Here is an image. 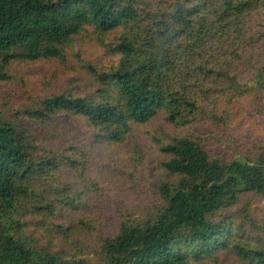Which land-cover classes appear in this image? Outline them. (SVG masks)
Segmentation results:
<instances>
[{"label":"trees","instance_id":"obj_1","mask_svg":"<svg viewBox=\"0 0 264 264\" xmlns=\"http://www.w3.org/2000/svg\"><path fill=\"white\" fill-rule=\"evenodd\" d=\"M0 85V264H264V142L214 151L237 104L264 117V0H0ZM158 119L147 185L136 129Z\"/></svg>","mask_w":264,"mask_h":264},{"label":"rangeland","instance_id":"obj_2","mask_svg":"<svg viewBox=\"0 0 264 264\" xmlns=\"http://www.w3.org/2000/svg\"><path fill=\"white\" fill-rule=\"evenodd\" d=\"M74 49L76 53L81 54V59L84 63L93 66H103L110 62L107 59L105 51L99 47L94 38H80L74 42ZM114 62V61H113ZM80 64V63H78ZM54 66H34L29 67L25 72L29 73V77L35 84L39 82L41 85L47 79L50 80L51 74L55 72ZM100 70V69H99ZM49 82V81H48ZM90 86L89 81L86 82ZM45 90V89H44ZM0 95L7 97H16L17 94L8 86L0 85ZM238 116L234 127L226 133L219 134V142L215 146V154L220 156L223 160L232 158L234 152H241L245 154L244 147H250L252 144L264 142V117L255 115L250 106L249 101L245 100L242 104L236 105ZM165 129L168 133H172L169 125L163 119H158L155 124L139 127L136 129L139 143L147 153L145 166L142 170V176L147 185L162 178L160 142H166ZM217 136V132L215 133ZM226 138V139H225ZM221 141V142H220ZM238 148V149H237ZM111 197H109L110 199ZM149 197L144 192L141 195H132L129 193L121 194L118 191L114 194L111 202L113 205L118 206L124 203L130 209L139 206H146ZM110 202V201H109ZM255 210L260 219L264 218V201L256 202ZM230 264H238L235 259H232Z\"/></svg>","mask_w":264,"mask_h":264}]
</instances>
